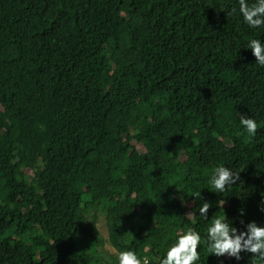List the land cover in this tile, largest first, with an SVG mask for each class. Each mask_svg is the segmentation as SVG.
<instances>
[{"label": "trees", "instance_id": "trees-1", "mask_svg": "<svg viewBox=\"0 0 264 264\" xmlns=\"http://www.w3.org/2000/svg\"><path fill=\"white\" fill-rule=\"evenodd\" d=\"M254 38L238 0H0V264H119L128 250L159 264L214 218L264 225ZM218 165L239 175L223 193L208 184ZM197 251L198 264L253 255Z\"/></svg>", "mask_w": 264, "mask_h": 264}, {"label": "clouds", "instance_id": "clouds-1", "mask_svg": "<svg viewBox=\"0 0 264 264\" xmlns=\"http://www.w3.org/2000/svg\"><path fill=\"white\" fill-rule=\"evenodd\" d=\"M238 4L239 13L246 25L252 29H264V0H255L251 5L248 0H238ZM232 11H236V9ZM245 48L251 49L255 62L264 67V42L261 39H250ZM239 124L249 136H255L257 131L255 119L240 114ZM238 180L239 175L236 171L224 165H218L209 176L208 184L212 192L223 193ZM210 207L209 202H203L198 209L199 215L207 219ZM260 211L264 212V206L260 208ZM243 214L244 210L240 209V215L243 216ZM228 220L231 221V224L220 217L214 218L206 229V240L202 239L201 234L192 228H188L182 233H176L174 242L167 248L166 254L160 259L159 264H198L200 252L197 249L198 246L203 247L205 243L208 253L217 257L227 256L240 261L242 253H251L253 254L251 264H264V225L258 224L256 221L245 224L241 219L240 223L244 227L238 229L233 225L232 219ZM118 262L119 264H141V260L131 250L121 251ZM143 264H149V261L145 259Z\"/></svg>", "mask_w": 264, "mask_h": 264}, {"label": "rangeland", "instance_id": "rangeland-1", "mask_svg": "<svg viewBox=\"0 0 264 264\" xmlns=\"http://www.w3.org/2000/svg\"><path fill=\"white\" fill-rule=\"evenodd\" d=\"M172 127L174 128V126H172ZM98 228L105 237H108L107 222H106V218L103 214H100V218H99V222H98ZM107 248L110 252H114V248L110 244H107Z\"/></svg>", "mask_w": 264, "mask_h": 264}]
</instances>
